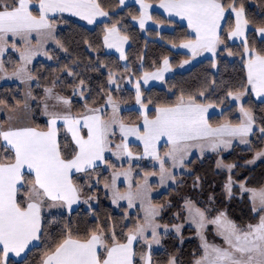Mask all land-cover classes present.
I'll list each match as a JSON object with an SVG mask.
<instances>
[{"label":"snow or ice","instance_id":"1","mask_svg":"<svg viewBox=\"0 0 264 264\" xmlns=\"http://www.w3.org/2000/svg\"><path fill=\"white\" fill-rule=\"evenodd\" d=\"M136 3L139 14L133 19L139 27L143 30L149 20L156 23L149 12L152 4L146 0ZM124 5L125 0H118V6ZM158 7L168 17L186 22L185 38L172 46L187 49L193 59L204 53L215 58L222 45L227 47L226 40L242 39L239 55L244 76L239 88L226 91V96L239 108L237 122L229 119L215 125L211 122L210 109L217 107L206 95L211 86L195 94L181 93L174 102L158 103L149 109L147 103L152 101L142 100L140 80L144 84L150 80L162 81L171 68L167 57L161 67L144 72L135 82V101L139 105L135 122L124 119L120 102L111 94L102 101L103 107L89 106L83 80L78 87L81 98H85L84 110L75 114L71 101L55 91V81L51 87L44 88L41 97L33 95L29 88L23 106L27 109L28 100L36 101L46 117L45 126L13 123L12 116L5 122L6 126L0 125V264H25L22 253L41 246L39 264H152V246L161 241L159 229L163 227L167 233L168 226L158 222L164 206L154 203L150 178L158 177L159 186L175 183L173 170L185 167L193 149L203 156L206 151L228 149L237 139L240 144H252L249 137L256 134L255 117L241 100L254 94L264 102V47L249 43L246 32L250 21L243 5L238 6L237 0H160ZM66 15L93 25L97 18L109 17V12L100 0H0V78H15L29 85L36 79L29 69L33 60L38 56L53 59L47 50L49 44L67 51L57 36V25L67 22ZM256 32L264 45V26L257 27ZM128 39L116 23L105 25L103 46L115 49L121 60L127 59L124 45ZM9 50L16 54V60L5 61ZM228 54L234 53L229 50ZM6 64L12 65L11 71ZM212 66H216L214 62ZM65 70L69 76L74 75L73 71ZM108 80L117 84L111 71ZM0 105L9 107L4 100H0ZM259 133L264 142V126L259 128ZM130 138L138 142L137 148L142 146V152H133ZM162 142L166 149L163 151ZM253 151L248 164L264 159V148ZM106 153L116 160H127L129 167L117 168ZM143 159L154 161L158 170L145 171L142 176L135 173L139 177L136 179L131 162ZM101 164L112 169L110 178L104 180L112 203L126 201L127 208H135L136 213H125L121 218L125 223L119 232L115 224H97L80 233L69 223L58 235L50 234L45 211L67 208L71 213L72 206L80 203L82 197H86L84 203L94 199L90 193H84L79 181L82 177L90 181ZM217 167L228 170L225 192L231 199L235 184L231 173L236 165H225L220 160ZM121 177L123 191L118 183ZM100 182L97 174L96 183ZM239 191L241 198L247 193L254 214V222L243 226L230 219L225 211L210 218L207 210L191 200L184 201L183 211L201 242V251L194 254L193 264H264V187L252 188L240 182ZM209 224L214 226V235L220 243H209L205 235ZM175 231L180 235L181 226H175ZM140 242L146 250L137 251L135 245ZM10 256L21 259L11 260ZM166 264H177L175 256H170Z\"/></svg>","mask_w":264,"mask_h":264},{"label":"trees","instance_id":"2","mask_svg":"<svg viewBox=\"0 0 264 264\" xmlns=\"http://www.w3.org/2000/svg\"><path fill=\"white\" fill-rule=\"evenodd\" d=\"M159 1L146 0L151 4ZM100 2L109 12V17L93 26H86L71 18H65L67 22H60L57 25V36L67 51L59 48L48 49L53 59L49 61L38 60L30 68L36 77L30 88L32 94L41 97L44 88L51 87L55 81V90L60 95L71 99L74 114L84 110L85 98L89 106H101L108 94L115 98L118 97L124 105L134 104L135 97L131 91L125 94L119 93L116 96L113 90L109 89L108 76L110 71L114 75H118L121 80L128 75L139 78L143 72H150L159 67L165 57L168 58L172 68H176L181 61L189 58L186 53L175 51L172 48L173 43L178 45L185 38L186 27L184 25L166 18L156 11H151L156 22L170 25L172 29L157 31L154 28H148L144 33H141L132 23L133 16L139 14L135 5L129 4L120 8L118 0H100ZM240 4L243 5L246 17L250 21L246 32L249 43L257 48L264 47L256 32L257 27L264 26V0H237V5ZM232 22L234 24L233 17ZM113 23L117 24L123 35L129 37L125 49L126 64L123 67L119 65L113 55L103 52L102 38L105 25L111 26ZM241 43L229 44L226 40L227 47L224 46L223 49H220L215 58H203L186 71L174 73L164 79L162 86L142 88V100L145 103L149 100L152 101V103H147L149 109H152L158 103L174 102L181 93L185 95L195 94L206 86H211L206 93L208 99L216 103L217 107L223 108L219 114L210 116L211 122L214 125L225 119H229L233 123L237 122L238 117L234 115L236 107L229 103L226 91L239 88L244 76L239 55L242 51ZM229 50L234 53L230 55L231 57L225 56ZM9 58L17 59L12 52L7 53L5 61ZM213 62L215 67L212 66ZM6 67L11 71L12 65L6 64ZM65 69L73 71L74 75L69 76ZM81 80L85 82V98L79 101L76 100L73 89L79 88ZM213 81H215V85L212 84ZM20 96V89L16 84L0 86V100L6 101L9 106L8 109H14L18 106L17 101L21 102ZM221 100L223 103H220ZM242 104L253 112L256 134L250 136L251 145L242 147L239 144H233L227 152L221 155L220 159L224 164L236 165L231 173L236 184L245 182L248 187L259 189L264 186V160L257 162L252 167L244 164L253 157V149L264 148V142L260 140L259 133V128L264 126V102L256 101L251 95H247ZM121 115L125 120L133 122L139 117V113L134 109L123 110ZM45 121L41 107H38L35 101L31 106V122L43 128ZM68 139L70 140V137ZM132 147L133 152H141V148H137L133 144ZM185 166L186 172L176 174L177 179L173 186L153 197L154 203L164 206L161 216L158 217L160 224L171 226L178 223L177 213L180 214L179 219L182 220L184 214L181 209L186 199L193 201L197 207L207 210L210 218L220 211H225L228 217L238 225L254 222L252 221L254 214L247 194L244 193L243 198H241L242 194H240L238 186L234 185L232 198H227L225 184L229 173L216 168V156L214 154L206 155L203 158L193 156L186 162ZM101 170V167L96 170L101 181L97 184L98 187L88 188L84 184V181L88 180L87 177H82L79 181L84 186L85 194L96 195V205L89 209L78 207L71 213L45 215L49 222L47 228L50 234L58 235L69 223L74 231L80 233L90 230L97 224L108 226L115 224L119 232L120 227L125 223L121 219L124 216V209L120 208L116 211L108 204L100 185H103L104 180L109 179L110 175L108 171ZM97 174L93 176L97 177ZM194 234V228L184 225L179 236L173 234L161 236L160 248L152 252V264H166L170 256H175L177 264H193L194 254L198 255L201 251L200 242ZM135 247L137 251L146 250L145 246L140 243ZM42 252V246L26 252L25 264H39Z\"/></svg>","mask_w":264,"mask_h":264},{"label":"rangeland","instance_id":"3","mask_svg":"<svg viewBox=\"0 0 264 264\" xmlns=\"http://www.w3.org/2000/svg\"><path fill=\"white\" fill-rule=\"evenodd\" d=\"M128 4H134L137 7V9L139 10V4L136 3V0H125V5L124 6H126ZM153 5L154 4H152V8H153ZM124 6H120V8H122ZM152 8L149 10L150 14H151V11H153ZM155 10H156V12H159V13H162V12L165 13L164 10L161 9V8H159L158 6H156ZM165 16L168 17V15L166 13H165ZM171 18H173V17H171ZM171 20H174V21H177L178 22V17H175V19H171ZM132 23H133L134 26H136L138 28V30L141 33H144L145 30L148 29V28H154L157 31H162L163 29L164 30H171L172 29V27L170 25L161 24V23H158V22L154 23L152 20H149L146 23L145 28L143 30L139 27V24H138V22L136 20L133 19L132 20ZM102 42H103V38H102ZM228 43L231 44L229 41H228ZM127 45H128V41L124 45V52H125V49H126ZM56 48L57 47L54 44H49V46H48V49H56ZM173 48H174L175 51H179V52L186 53L189 56V58L187 59L189 62L188 63H184V61H185L184 60V61H181L180 64L176 68H172L171 67L170 68V71H168V72H166L164 74V79L167 78V77H169V76H172L176 72L186 71L194 63H196L197 61H199V60H201L203 58H206V57L213 58L210 53H204V54H202L200 56H197L196 58L193 59V58H191V54L188 52L187 49H183V48H180L178 46L177 47H173ZM223 48H224V45H222L220 49H223ZM9 52H11V50H9ZM103 52L106 53V54L113 55L117 59V61H118V63H119L120 66H122V67L125 66L126 61L125 60H121L119 58L120 57V54L115 49H108V48H105L103 46ZM218 52H219V50H218ZM6 55H5V57H6ZM14 55L16 56L15 53H14ZM225 56L231 57L228 53H226ZM5 57H4V59H5ZM38 60L49 61V59H47L44 56H38V57H36L33 60L32 64L29 65V69ZM162 63H163V61L161 62V64H160L159 67L162 66ZM155 70L156 69H154V70H152L150 72H153ZM143 73L140 75V77H142ZM140 77L139 78H134L132 75H128L124 79L121 80V79L118 78V75L115 74L114 75V79L117 81V84H110L109 83V80H108V87H109V89L113 90V92H114V94L116 96H118L119 93L125 94L126 92L131 91L132 94L135 97V91L136 90H135V86L134 85H135V82L137 81V79H140ZM164 79L162 81L161 80H150L147 84H144L143 83V80L141 79L140 80L141 89L142 88L146 89V88H149L151 86H162V84L164 82ZM129 81H131V82H129ZM33 83H34V80L31 81L29 85H26V84H21L20 81L19 80H16L15 78H12V79L0 78V86H2V85H9V84H16L17 87H19L20 94H21L20 97H21V102H22L20 104V106H16L14 108V111H10L8 108H5L4 105H0V125L3 122L5 123L8 120L9 116L14 117V119L12 121L13 123H24V124H26L27 122H30L31 121V106L35 103V101L28 100V108L27 109L24 108L23 102L26 99V93H27V91L29 90V88H31V86H32ZM250 95H251V97L253 99H255L256 101H259V99L257 100L256 98H254V95L253 94H250ZM75 98H76V100H79V101L82 100V98H81V96L79 94V88L76 89ZM246 98H247V95L244 96V97H242L241 103ZM116 99L120 102L121 112L123 110H126V109H134L135 111H137L139 113V105L136 104V101L134 102L133 105L127 106V105L122 104L118 97ZM69 100H71V99H69ZM228 100H229V103L230 104L235 105L236 109H235L234 115H236L237 117H239L240 113H239V108H238L236 102L232 101L231 98H229V97H228ZM100 107H103V105H101ZM222 110H223L222 107H216L215 109H210L209 115L211 116L213 114H219ZM41 111H42V108H41ZM108 111L110 112L111 109H108ZM42 116L44 117V119H46V117L43 114H42ZM130 139H131L133 145L136 146L138 144V142H136L134 140V138H130ZM249 139H250V137H249ZM233 144H239L242 147H248L249 146V145H245V144H240L238 139L237 140H234L233 143H232V145ZM232 145H231V147H232ZM160 147H161V150L162 151L163 150H166L163 142L161 143V146ZM140 148H141V152H142V146ZM230 148H228V149L221 148V149H219L215 153L214 152H211V151H206L203 154V156H201V154H200V152H199L198 149H193L191 155L186 159L185 164L193 156L198 157V158H203L206 155L214 154L216 156V168L218 170H225V171L228 172V170L226 168H224V167L218 168L217 167V161H220L221 160L220 159L221 158V155L223 153L227 152ZM106 157L109 159L110 162L114 163L117 168H121L122 167L123 169H127L129 167V163L127 162V160H116L115 157H112L110 153H106ZM261 160H264V159H261ZM261 160H257L254 164H248L246 162L244 165L249 166V167H252L257 162H259ZM131 165H132V167L134 169L133 175H134V177L136 179H139V177L138 176H135V173H140V175L142 176L145 171L158 170V165H156V163L154 161H151L150 159H143V160H139V161L133 160L131 162ZM225 165H227V164H225ZM100 167L102 169L101 171H108L109 172V175L111 176L112 169L107 168L106 165H103V166H100ZM173 171H174L175 175L176 174H180V173H184V172H186V166L184 168H176ZM96 179H97V177H94L93 176L90 181L89 180H85L84 181V184L86 186H88L89 184H91V187H93V186H97L98 187V185L96 183ZM150 181L153 183L152 197H156V196L160 195L161 193L167 191L169 187H171V186H173L175 184V183H172V182H168L164 186H159V178L158 177H151L150 178ZM118 183L120 184L121 191H123L124 188H125V185L123 183V177H121V179H120V181ZM234 185L235 186H238V188H239V184L238 183L237 184L235 183ZM91 187L88 186V188H91ZM100 188L102 189L103 194L106 196L108 204L111 205L116 211H118L120 208H123L124 209L123 215H125L126 212H128L130 214H133V215L136 213V209L135 208H133V209H128L127 208V202L126 201H120L118 205L117 204H113L112 203V200H111V194L110 193H107L105 191L104 184L103 185H100ZM245 194H247V193H245ZM92 196H94L95 198L92 199V200H90L88 203H84L83 200H82L80 207L85 208V209H89L90 207L95 206L96 205L97 197H96L95 194L92 195ZM183 206H184V203L182 204V209H181V212L184 214L182 220H180L179 218H177V220L179 221L178 223H176L174 225H171V226H168L167 225L168 226V232L167 233H165L163 227H161V229H159V232H160V235L161 236L166 235V234H173L175 236H179V235H177V233L175 231V226H181V229H182V227L184 225H187V226H190V227H192V228L195 229V227L192 224H190V222L187 220V213H186V211H183ZM161 225H164V224H161ZM241 226H243V225H241ZM194 235H195V237L198 238V240L200 242V239L197 236L196 230H195V234ZM205 235H206L209 243H220L219 238L214 235V226L213 225L209 224L207 226V230L205 232ZM140 244H142V242H140ZM145 248H146V246H145ZM159 248H160V244L159 245L153 244V246H152V252L155 251V250H158Z\"/></svg>","mask_w":264,"mask_h":264},{"label":"crops","instance_id":"4","mask_svg":"<svg viewBox=\"0 0 264 264\" xmlns=\"http://www.w3.org/2000/svg\"><path fill=\"white\" fill-rule=\"evenodd\" d=\"M160 2V1H159ZM159 2L158 3H155L154 5H153V8H152V10L153 11H156L155 10V8H156V6H158V4H159ZM129 5V4H128ZM134 5V4H133ZM120 7V6H119ZM159 13V12H158ZM163 13V12H162ZM160 13L161 15H163L164 17H166L165 16V13ZM65 18H71V19H73V20H75V21H78V22H80V23H82V24H84V25H86V26H93V25H87L84 21H80L78 18H76V17H70V16H65ZM166 18H168V17H166ZM106 19V17H99V18H97V21H96V23H98V22H101V21H104ZM169 19H170V17H169ZM171 19H175V17H173V18H171ZM177 19V18H176ZM233 19H234V16H233ZM95 23V24H96ZM178 23L179 24H181V25H184L185 27H186V22L185 21H180L179 20V18H178ZM164 30V29H163ZM258 34V33H257ZM258 36L261 38V36L258 34ZM230 43H238V42H242V39H237V40H228ZM173 48V47H172ZM173 50H174V48H173ZM254 95V94H253ZM254 98H256L255 97V95H254ZM257 99V98H256ZM258 100V99H257ZM259 101H261V99H259ZM46 120V119H45ZM27 123H32L31 121L30 122H27ZM26 123V124H27ZM1 125H5V123L3 122ZM6 126V125H5ZM70 137V136H69ZM100 166H103V164H101ZM82 200H83V198L81 199V202H82ZM81 202L80 203H78V204H74L73 206H72V210H74V209H76V208H78V207H80V205H81ZM66 212H69L68 210H67V208H52V209H50V210H46L45 211V215H50V214H58V213H66ZM31 247V246H30ZM25 254L26 253H22V257H24L25 256ZM10 259L11 260H15V261H17V260H20L21 258L20 257H15V256H10Z\"/></svg>","mask_w":264,"mask_h":264}]
</instances>
